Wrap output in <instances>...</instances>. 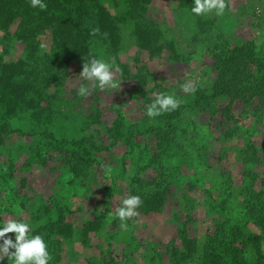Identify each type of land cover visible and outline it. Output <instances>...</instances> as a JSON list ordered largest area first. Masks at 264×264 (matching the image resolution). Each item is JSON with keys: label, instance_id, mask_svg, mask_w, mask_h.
Returning a JSON list of instances; mask_svg holds the SVG:
<instances>
[{"label": "rangeland", "instance_id": "obj_1", "mask_svg": "<svg viewBox=\"0 0 264 264\" xmlns=\"http://www.w3.org/2000/svg\"><path fill=\"white\" fill-rule=\"evenodd\" d=\"M124 2H101L120 19L119 45L98 35L87 41L94 59L119 67L117 88L97 87L61 57L42 98L30 90L13 116L0 119V225L27 222L44 240L45 229L60 230L52 236L60 256L51 264H203L212 237L232 228L264 235L247 215L252 204L264 208V93L215 94L223 53L245 47L264 61V0H225L222 14L199 16L191 12L193 0H150L144 18L156 33V51L136 44ZM21 8L0 16V65L37 86L39 73L56 66L51 60L60 47L50 28L35 29L37 22L24 34ZM185 84L195 91H184ZM198 90L208 100L196 106ZM157 94L173 96L182 111L165 150L148 132L168 125L162 113L146 115ZM37 105L50 106L51 123L33 120ZM82 139L87 152L63 143ZM132 195L140 205L122 229L115 210ZM146 203L157 209L142 212ZM5 238L15 242L13 233ZM249 251L253 264H264V242L260 256Z\"/></svg>", "mask_w": 264, "mask_h": 264}, {"label": "trees", "instance_id": "obj_2", "mask_svg": "<svg viewBox=\"0 0 264 264\" xmlns=\"http://www.w3.org/2000/svg\"><path fill=\"white\" fill-rule=\"evenodd\" d=\"M102 1L110 2L116 0H42L46 4L44 10H40L38 7H30V0H0V16L13 14L17 6L22 7L20 9L22 12L21 15L23 23H26L23 27L24 34H29L34 29L31 22L34 25L37 22L35 25L37 26L35 27L36 30L45 27L50 28L62 52L59 50L51 60L56 66L53 68L51 64L48 68L50 71L47 75L39 73L38 81L41 80V84H36L37 86L32 85L28 81V78L26 80L16 79L17 75L13 70L0 65V119L2 121L7 120L16 113L20 103L25 101V97H27L26 95L30 90L36 92L35 96H38L39 100L42 98L44 95L42 91L50 86L52 80L56 79L52 70L62 68L59 62L61 57L68 58L67 61L74 60L81 67L91 59H94V56L87 49V41L93 35H98L103 40H108L111 45H119L121 37L119 29L116 26L119 23V18L110 16L101 4ZM149 2L150 0H125L124 3L127 6L123 12V20H130L134 23L133 34L135 42L140 48L146 47L150 43L149 48L156 51V49H160L158 46L153 45V42L156 40V33L154 32L152 23L144 18ZM29 19L30 22L28 23L27 20ZM6 22H8V18ZM252 64L256 65L255 69L251 68ZM252 70L255 71L252 72ZM219 71V83L215 93L217 96L231 97L238 90L242 92L244 89H251L250 91L254 92L258 97L264 93V61L257 58L253 51L246 50L245 47H236L223 53L220 58ZM30 100L32 104L35 99ZM207 100L208 96L199 90L196 91V97L194 99L196 106L205 103ZM32 110V118L36 123L44 122V124H48L52 122L53 111L49 105L45 107L37 105ZM181 112V107H177L175 110L166 113L163 112L162 116L168 124L167 127L148 131L155 135L156 147L159 150L167 149L174 142L171 122L177 119L181 115ZM120 128L121 126L115 127V133L114 135L111 134V136L115 138L116 135L119 136ZM48 136L51 141L58 144V141L53 135L48 134ZM123 138H125V135ZM63 143L85 152L88 150L86 141L83 139L80 141L63 140ZM157 201L160 202L161 200L158 198ZM149 204L146 203L143 205L145 208H141L142 212L148 213L150 210L157 209L149 206ZM261 204L262 202H259V205L252 204L248 207L247 211H249L247 215L256 228L264 232V213L261 211L264 208ZM49 229L50 233L45 229V243L52 257L49 261V264H51L52 261L56 262L60 256L57 250L60 243L52 237L57 234L59 235L60 230L55 228ZM52 231H56L57 233H52ZM226 232L227 234L222 239L218 237L211 238V247L204 252L203 264H253L249 260V256H252L249 249L252 248L254 253L260 256L259 247L264 242V235L257 236L254 233L245 234L240 232L239 229L233 228ZM238 242L241 243V248L236 247ZM255 264H260V262Z\"/></svg>", "mask_w": 264, "mask_h": 264}, {"label": "clouds", "instance_id": "obj_3", "mask_svg": "<svg viewBox=\"0 0 264 264\" xmlns=\"http://www.w3.org/2000/svg\"><path fill=\"white\" fill-rule=\"evenodd\" d=\"M194 6L191 12L197 16L215 9L217 15L223 13L225 0H193ZM30 7L44 10L46 4L42 0H30ZM95 31V30H94ZM113 71L119 72V67L105 62L103 59H91L83 64L80 75L91 80L97 87L103 89L106 85L117 88L118 84L113 79ZM81 95H86L88 89L81 87ZM184 91H195L189 84H185ZM180 101L171 95L157 94L155 100L148 105L146 115L155 117L163 112L173 111L179 106ZM140 205L138 195L129 196L122 201V206L115 210V216L120 220V227L127 228L125 221L129 217L137 215L136 208ZM31 225L27 222H18L15 219H8L0 225V238H3V247L0 248V262L5 257L12 260V264H49L52 259L47 244L42 235H31L29 229ZM7 233H13L15 242L12 238H5ZM9 248L14 251H9Z\"/></svg>", "mask_w": 264, "mask_h": 264}]
</instances>
